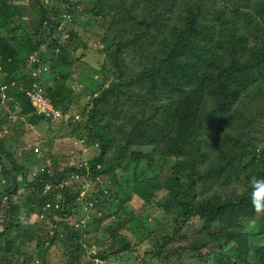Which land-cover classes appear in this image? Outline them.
<instances>
[{"label":"trees","instance_id":"obj_1","mask_svg":"<svg viewBox=\"0 0 264 264\" xmlns=\"http://www.w3.org/2000/svg\"><path fill=\"white\" fill-rule=\"evenodd\" d=\"M32 2L30 8L41 17L38 30L44 29L46 37L26 30L22 40L16 30L27 29L19 25L27 8L0 0V16L7 20L0 23V82L21 87L11 107L24 112L16 123L9 114L2 116L14 125L6 133L17 137L23 122L34 118L36 125L52 122L37 115L24 97L26 87L37 80L8 72L16 66L28 71L35 53L45 63L41 50L49 41L52 50L61 52L58 63L52 51L46 60L54 70L49 96L63 118L77 106L74 114L81 120L70 125L72 133L83 132L87 151L81 150L80 161L72 159L60 170L49 168L47 157L33 151L20 163L14 144L0 140V177L8 185L0 189V264H27L29 257L16 242L27 227L39 232L31 256L38 264H50L47 256L60 241L73 247L64 245V264H107L112 256L129 251L125 240L118 250L88 252L82 232L90 234L92 225L81 220L85 214L77 204L84 189L95 191L91 200L97 199L103 213L100 219L95 216L96 230L115 217L107 229L115 239L128 222L142 223L131 212L120 216L134 195L151 204L158 193L171 194L173 235L154 249L150 259L158 258V264L174 256L172 264H250L249 258L264 264V254L255 251L259 241L254 245L250 234L254 230L264 236V210L252 206L249 184L252 176L264 177V0H97L100 10L92 13L109 21L102 38L108 44L105 58L99 68L77 71L76 51L85 44L75 43L73 32L68 43L55 38L61 35L55 31L61 15L76 14L75 2L67 1L66 8L51 5V0ZM71 79H77L80 90L69 84ZM4 109L0 103V112ZM40 145L45 155L52 154L53 163L66 159L55 155L59 147L53 139ZM35 157L34 164L47 168L33 175V167L24 163L30 165ZM74 176L84 178L80 192L66 185ZM20 188L28 193L19 194ZM35 214L37 221L44 216L52 223L51 233L31 224ZM193 222L199 228H192ZM217 228L225 230L227 245L213 232ZM192 229L196 237L210 238V250L203 253L187 245L164 252L176 239L187 241L186 232ZM133 231L139 233L140 226Z\"/></svg>","mask_w":264,"mask_h":264},{"label":"rangeland","instance_id":"obj_2","mask_svg":"<svg viewBox=\"0 0 264 264\" xmlns=\"http://www.w3.org/2000/svg\"><path fill=\"white\" fill-rule=\"evenodd\" d=\"M38 1V0H36ZM45 3H50V0H43ZM67 1L75 2L76 5V14L72 17L67 14H63L62 21L60 25L55 27V31L60 32L61 35H56V39L61 43L65 44L68 43L70 40V32H73L75 34L74 36V42L75 43H84L85 46L80 47L76 51V58H75V71H77L78 68H81L85 70V68L88 70L89 68H99L101 65L100 62H103L105 58L104 49H107V43L106 40L102 39L105 35V27L108 26L109 21L103 20L102 17L96 16V14L92 13V10H100L97 4L95 2L97 0H51V5L54 6H61V7H67ZM12 4H22L27 10L23 11L22 15V22L19 23V25L24 24L26 25L27 29L25 28H19L16 31L18 32V36L24 40L27 36L26 30L29 31V34L31 36L36 37L37 32L41 35V37L44 34V29L38 30L39 28V22L41 20L40 14L38 11H34L30 8V6L34 5V2L32 0H10ZM18 10V9H17ZM19 11V10H18ZM17 11V12H18ZM0 23L4 24L7 22V20L0 16ZM98 20L102 25L96 22ZM18 25V24H17ZM18 25V26H19ZM105 26V27H104ZM3 30V29H2ZM4 33L5 30H3ZM60 43L57 44L56 47L60 46ZM60 48H57L55 51L51 49L50 43L48 41L47 44L44 45L43 49L41 50L42 55H45L43 59L45 60V63H41L40 59H38L39 67L42 69H49L51 68L50 64L47 63V59L50 58L49 53H54V63L55 61L58 63L59 58H61V52L59 51ZM49 61V59H48ZM52 61V60H50ZM53 63V64H54ZM100 64V65H99ZM50 66V67H49ZM33 61H31L28 65V71L21 70L19 66L12 67L11 69H8V72H17L22 73L21 76L23 78H26V75H30L32 77V69H33ZM54 70H50L49 74H52ZM95 72V71H94ZM96 75V74H93ZM95 78V77H94ZM77 79H71L69 80V84L72 85L75 90H80L79 87H77V84L75 82ZM86 82V81H85ZM1 84V83H0ZM7 87L16 84V82L12 83H3ZM39 84L41 82L39 81ZM80 87L81 84L80 83ZM49 85H45L44 87H48ZM82 90V88H81ZM16 91V87L12 89V92ZM19 94V93H18ZM74 96V95H73ZM76 95L74 99L71 98L72 103H74V100L77 99ZM19 97V95H17ZM13 98H16L13 96ZM34 98V96H33ZM16 98L15 100H17ZM41 100H44V98H40ZM14 100V101H15ZM75 104V103H74ZM75 111H77V106L73 105L68 115L63 118V113L56 108H53L51 111L48 112L47 117L52 119V122L46 123V122H40L38 125H36V119L34 118V122L32 121H25L23 122L22 129L23 131L18 132L13 137H10L9 132L13 124L10 123V125H7V122L2 116H6L9 114V118L13 122H17V120L20 117V114L22 112V115L24 114L23 110L16 108H11V105H6L3 112H0V140L6 139L8 140V144L11 142L10 145L14 144V148L16 149L15 155L18 157V160L20 163H22L24 160H27L29 156L33 153L35 154H42L44 156H39L46 158L47 157V164L49 168H52L54 166H58L60 170L63 169L64 163H69L72 159H74L76 162L80 161L82 159L81 156V150L82 152H86L87 148L84 145V141L86 140V137L84 136L82 131H78L75 133H72V125H70V121H79L81 118L78 114H74ZM27 115V114H26ZM38 115H40L38 113ZM33 116V115H29ZM24 117V115H23ZM62 120V121H61ZM74 137L75 139L72 142V139L68 138ZM19 137V139L15 142V140ZM72 137V138H73ZM51 139L54 140L57 147L56 150V156L62 157L63 155L66 156V159L59 158L56 160V164L53 163L52 154H47V151L42 152V147L40 145L41 142L50 141ZM38 149L39 153H36L35 150ZM38 157V158H39ZM41 160V158H40ZM28 161V160H27ZM73 161V160H72ZM26 162V161H25ZM33 164H32V163ZM34 162H38V160L35 158L29 159L28 162L24 163L26 166H29L30 168L33 167V175L37 173L41 168H47L45 165H43L41 162L38 164H34ZM43 166V167H40ZM11 168V166H10ZM84 180L82 177L74 176V179H70V181L66 184L69 186V189L74 192H80L81 189V181ZM94 182V181H93ZM94 184H96L94 182ZM86 186H94L92 183L87 182ZM8 188V185L5 183V181L0 177V189L6 190ZM94 189V188H92ZM91 190V189H90ZM97 190V189H94ZM26 194L28 193V190H24V188H20L19 194ZM95 194V191H87L84 189L80 193V199L78 200L77 204L79 207V210L82 212L83 218L81 219L84 221V224L92 225V228H90V234H85L84 232H81L84 234L82 238H85L86 240H82L84 244L88 247V252H105L107 250H118L123 246L127 240L130 245V250L122 252L120 254L112 256L107 264H158L161 261L157 258L155 261L151 260L152 253L156 246L163 240L166 236H172V228H173V217L171 215V207H172V196L169 194V192H160L158 195L155 196V199H153V202L151 204L145 203L144 200L140 199L137 196H133L132 200L126 203V211L119 210L120 216H122V219L124 216L127 217V212H131L134 214L135 218H141L142 223L140 224V221L133 220V222L129 223L125 230H122L119 232V239H115L110 233L107 232V229L115 224V217L112 216L108 219H105L100 225V227L97 229L96 223V217L102 218L103 213L100 207H97V199L95 201H92L91 198ZM126 197V196H125ZM122 198L123 195H122ZM76 204V205H77ZM161 205V206H160ZM97 213V214H96ZM109 212L107 211V214ZM260 215V214H259ZM81 218V217H80ZM79 218V219H80ZM37 223L42 227L49 231H53L52 223L48 222L47 218L44 216H41L39 220L36 219V214L33 219V222L31 224ZM24 224H26V221H24ZM137 224L140 226L141 231L139 233H135L133 229L137 226ZM260 224L258 222L255 223V226ZM253 226V227H255ZM77 227H79V222L77 223ZM83 228L84 225L82 226ZM94 227V228H93ZM192 228H199L198 222H193L191 224ZM28 228V227H27ZM23 230L20 233V236L18 239H16V242L19 243V247L22 251V253L27 254L28 258L27 264H38L36 261L31 259V256H34L37 251V241H38V234L39 232L37 230ZM36 228V227H35ZM129 228V229H128ZM256 229V228H255ZM258 229V228H257ZM62 232V231H61ZM213 232L217 233V236L220 237L221 242H223L224 245H227L228 237L225 235V230L217 228L213 229ZM46 232H43V234ZM187 233V241H182L180 239H176L175 244L168 245L164 248V252H168L169 250H173L176 247L189 245L192 249L195 247H199L203 253H206L208 250H210L211 240L208 237H196V232L194 229H192ZM251 234V240L253 244L255 245L257 241H259V245L255 248V251L259 254V256H262L264 254V236L259 234V232L252 230ZM120 237L122 239H120ZM195 240V241H194ZM192 241V244H191ZM203 241H205L203 245ZM251 244V241H250ZM64 245H68L70 250H73L72 245H69V242L65 243V241L56 242L52 246V250H50L47 261L49 260L50 264H64L63 260L64 258V251L67 249ZM203 245V246H202ZM235 244L228 245L226 252L228 255L232 253V250L234 248ZM96 248V249H95ZM190 249V250H191ZM194 255V254H192ZM177 259V256L172 257L169 260H163L162 264H172L175 263ZM250 264H260V262L255 258H249ZM52 261V262H51ZM99 261V260H98ZM159 261V262H158ZM186 262H190L188 258L185 259ZM197 264H201L198 262Z\"/></svg>","mask_w":264,"mask_h":264},{"label":"clouds","instance_id":"obj_3","mask_svg":"<svg viewBox=\"0 0 264 264\" xmlns=\"http://www.w3.org/2000/svg\"><path fill=\"white\" fill-rule=\"evenodd\" d=\"M39 56L37 53L30 56V61H33V69H32V79L37 80L33 83V90H26L24 97L30 101L31 105L35 108L36 114L40 115H48V112L55 108L53 100L49 96L48 87H44L45 85H50L52 81H49L50 74L49 69H42L38 65ZM41 61V60H40ZM42 62V61H41ZM39 81L41 84H39ZM14 83V82H13ZM14 88L16 87V91L12 92L15 96L17 93H20L21 87L17 88L16 84H13ZM2 90H7V86L5 84H0ZM34 96V98H33ZM17 97V96H16ZM40 98H44L41 103H37V100ZM12 106V105H11ZM12 108V107H11ZM61 111V110H60ZM62 112V111H61ZM8 142V140L5 139ZM38 150V149H36ZM39 153V150L36 151ZM38 173V172H37ZM249 184L251 186V203L257 211L264 210V177L252 176L249 178Z\"/></svg>","mask_w":264,"mask_h":264},{"label":"crops","instance_id":"obj_4","mask_svg":"<svg viewBox=\"0 0 264 264\" xmlns=\"http://www.w3.org/2000/svg\"><path fill=\"white\" fill-rule=\"evenodd\" d=\"M1 84H2V82H0ZM12 84H13V82H11ZM23 87V86H22ZM14 88V86L13 85H11V86H9L8 88H7V90L5 91V90H2V88L0 87V103L5 107L6 105H15L14 104V100L16 99V98H13V96H15L12 92H10V91H12V89ZM33 88H34V86H33V84L31 85V87L30 88H27L26 87V90H33ZM9 94H11L10 96H9ZM16 97V96H15ZM36 174V173H35Z\"/></svg>","mask_w":264,"mask_h":264},{"label":"built area","instance_id":"obj_5","mask_svg":"<svg viewBox=\"0 0 264 264\" xmlns=\"http://www.w3.org/2000/svg\"><path fill=\"white\" fill-rule=\"evenodd\" d=\"M41 102H42L41 99H38V100H37V103H41ZM36 151H38V150H36ZM97 262H98V260H97Z\"/></svg>","mask_w":264,"mask_h":264}]
</instances>
